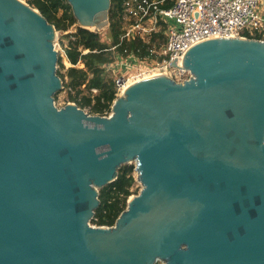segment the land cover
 I'll return each mask as SVG.
<instances>
[{
    "label": "water",
    "instance_id": "1",
    "mask_svg": "<svg viewBox=\"0 0 264 264\" xmlns=\"http://www.w3.org/2000/svg\"><path fill=\"white\" fill-rule=\"evenodd\" d=\"M66 1L80 28L108 26L110 0ZM55 32L0 0V264H264V41H201L188 79L137 81L101 116L56 107ZM128 163L138 191L90 225Z\"/></svg>",
    "mask_w": 264,
    "mask_h": 264
},
{
    "label": "trees",
    "instance_id": "2",
    "mask_svg": "<svg viewBox=\"0 0 264 264\" xmlns=\"http://www.w3.org/2000/svg\"><path fill=\"white\" fill-rule=\"evenodd\" d=\"M124 1L110 0L108 26L105 31L110 43L101 41L99 33L80 27L67 35L68 43L64 54L70 67L63 74L58 71L57 73L62 80L63 89L67 91V101L87 109L89 114L107 115L116 98L115 83L105 77L103 65L112 62L116 56H125L127 53L138 58L150 55L151 42L146 43L138 37L121 39L124 33ZM162 1L163 8L172 3L171 0ZM27 3L37 9L56 31L65 32L76 22L66 0H28ZM244 36L250 37L247 33ZM253 38L257 36L254 35ZM58 66L64 68L60 57ZM56 97L57 93L54 99ZM133 172V164H124L118 169L116 179L99 189V205L94 211L91 223L107 227L114 225L132 195L131 189L135 184Z\"/></svg>",
    "mask_w": 264,
    "mask_h": 264
},
{
    "label": "built area",
    "instance_id": "3",
    "mask_svg": "<svg viewBox=\"0 0 264 264\" xmlns=\"http://www.w3.org/2000/svg\"><path fill=\"white\" fill-rule=\"evenodd\" d=\"M171 1V5L167 8L161 7L162 0L123 2L124 15L132 20V25L121 39L134 38L131 29L140 30L139 24L136 23L139 20L160 19L166 24V38L161 50L162 60L148 62L147 59L138 58L133 54L134 56L128 58L127 62H133L136 66L132 67V74L126 81H140L156 75H166L175 80V74L186 73L181 69L186 52L193 45L210 38H253L256 35L257 38L253 39L264 41V0ZM244 33L250 37L244 36ZM139 36L143 40L141 33ZM175 57L176 67H173L171 63ZM123 83L118 90H121Z\"/></svg>",
    "mask_w": 264,
    "mask_h": 264
},
{
    "label": "rangeland",
    "instance_id": "4",
    "mask_svg": "<svg viewBox=\"0 0 264 264\" xmlns=\"http://www.w3.org/2000/svg\"><path fill=\"white\" fill-rule=\"evenodd\" d=\"M18 1L21 3H24V4H28L27 3L28 0H18ZM122 18H123L122 27H123V31H124L123 35H125L126 32L130 29V27L132 25L131 24L132 20H130L128 17H125V15ZM136 23L139 24L138 28L144 32L137 30V29H131L132 33H134V38L135 37L139 38L140 37L139 34L141 33V36L146 43H149V42L152 43L151 55L145 57V59H147L148 62H152L155 60L161 61L162 60L161 50H162V47L165 43V38H166V36H165L166 35L165 34L166 24L160 19L151 20V21H140L139 20ZM78 27H79V25L76 21L75 24L72 27H70L67 31H65V32L56 31L53 34L52 43H53V45H54V47L58 53V56L61 58L62 65L64 66V68H61L59 66L57 67V71L60 74L61 73L63 74L65 72V69L70 67V64L67 62V60L65 58V54H64V49L68 43V36L67 35L69 33H73ZM106 28L101 29L96 33H99L101 41L108 44V43H110V41H109V39L106 35V32H105ZM132 56H134L132 53H127L125 56H116L112 62L107 63V64L102 66L104 68L105 77L107 79H111L115 83L116 98L122 94V93H120V91L123 92V88L121 90H118L120 88V82L122 80H123V82H126L129 75L132 74V67L135 64L133 62H129V61L127 62V59L132 58ZM108 65H110V66H108ZM79 67H81V66H79ZM180 73L175 74V76H176L175 80H182V79L188 78V75H189L188 72H186V73L184 72L181 74ZM128 81L131 82V80H128ZM66 96H67L66 89H63V88L59 89V91L57 93V97L55 99L56 107H64L67 104H74L72 102H68L66 99ZM84 110L86 112H88L87 109H84ZM110 113H111V110L107 113V116ZM131 163H134V162L131 161ZM133 176L135 178V184L133 185V187L131 189L132 192L138 191L137 183H136V171L133 172ZM128 200H129V198H128ZM128 200H127V202H128ZM90 225L95 226V227L98 226V225H95L91 222H90ZM157 264H159V263H157Z\"/></svg>",
    "mask_w": 264,
    "mask_h": 264
},
{
    "label": "bare ground",
    "instance_id": "5",
    "mask_svg": "<svg viewBox=\"0 0 264 264\" xmlns=\"http://www.w3.org/2000/svg\"><path fill=\"white\" fill-rule=\"evenodd\" d=\"M90 29H92V28H90ZM157 76V75H156ZM120 82V81H119ZM135 82H137V81H134V80H131V82L130 81H126V82H124L122 85H121V89L123 88V92L129 87V86H131V85H133ZM131 198V196L129 197V199Z\"/></svg>",
    "mask_w": 264,
    "mask_h": 264
}]
</instances>
